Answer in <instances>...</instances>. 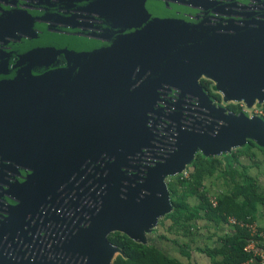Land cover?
<instances>
[{
  "label": "water",
  "instance_id": "1",
  "mask_svg": "<svg viewBox=\"0 0 264 264\" xmlns=\"http://www.w3.org/2000/svg\"><path fill=\"white\" fill-rule=\"evenodd\" d=\"M39 1L48 3L51 10L54 7L96 10L102 17L113 18L118 24L125 22L133 2ZM226 27L225 24V30L218 31L213 25L181 22L170 26V22L156 23L155 18L147 17L145 31L132 44L109 48L70 47L66 50L69 64L65 69L9 87L7 92L13 95L3 97L0 103V140L4 142L16 137L20 143L21 139L27 138L23 128H18L17 135H11L14 122L10 118L13 115L28 116L31 119L28 127L33 133L38 130V123L42 124L41 117L59 115L64 91H75L79 59L113 62L117 68L125 59L140 57L151 75L145 82L146 101L156 95V88H150L148 84L156 83L164 68L169 84L203 96L212 111L202 131L181 128L174 149L147 169L145 193L139 200L134 199L135 192L119 188L117 182L121 173L118 166L124 164L120 158L133 147L132 143L142 139L147 141L151 132L148 127H134L125 114H113L110 128L114 139L120 140L109 146L118 157L113 163V185L109 186L106 176H101L100 181L107 183L102 191L94 192L86 187L87 191L81 188V191L63 189L59 192L54 189L55 182L51 187L43 184L48 182V176L36 177L34 185L16 197L17 202L11 206L6 220L0 223V264H111L112 255L118 253L119 248L108 240V234L117 230L133 240L148 242L145 233L159 216L171 209L163 178L180 173L196 152L204 156L219 155L248 139L264 147V119L261 116H248L243 110L225 112L222 105L213 106L197 83V77L202 73L214 81L225 101L243 100L247 105L254 100L264 101V20L257 25L230 24V31ZM53 138L50 132L49 141ZM49 146L57 150L61 147H55L54 143ZM102 148L107 149L105 145L95 147V155ZM107 166L109 164L104 163L103 168Z\"/></svg>",
  "mask_w": 264,
  "mask_h": 264
},
{
  "label": "flooded vegetation",
  "instance_id": "2",
  "mask_svg": "<svg viewBox=\"0 0 264 264\" xmlns=\"http://www.w3.org/2000/svg\"><path fill=\"white\" fill-rule=\"evenodd\" d=\"M130 8L125 22L118 24L96 10H51L48 3L39 0H0V103L3 97L13 95L7 92L12 84L65 69L69 64L66 50L70 47L132 44L145 31L147 17L155 18L156 23L170 22V26L178 22L213 25L218 31L225 30V24L230 31V24L257 25L264 20V0H133ZM142 60L128 58L114 68L113 62L79 59L75 91H64L58 116L41 117L43 122L38 123L35 133L30 132L28 116H11V135L23 128L27 138L20 143L16 137L0 140V223L6 220L16 197L32 187L36 177L48 176L43 184L51 187L55 182L54 189L59 192L86 187L102 191L107 183L100 181L101 176L113 185V163L118 157L109 146L120 141L114 139L110 128L115 113L127 115L134 127H148L151 132L147 141L132 143L133 147L120 158L124 164L118 166L121 175L117 184L121 191L135 192V200L145 193L147 169L174 149L181 128H205L212 111L209 101L169 84L164 68L156 83L148 84L156 88V95L146 101L145 82L151 75ZM197 83L213 106L222 105L225 112L232 113L240 109L233 100L223 105L222 92L204 74H199ZM228 104L236 105L238 110L228 109ZM50 132L54 138L49 141ZM50 143L61 147L51 148ZM104 145L107 149L95 155L94 148ZM104 163L109 166L103 168ZM168 176L164 177L166 187Z\"/></svg>",
  "mask_w": 264,
  "mask_h": 264
},
{
  "label": "trees",
  "instance_id": "3",
  "mask_svg": "<svg viewBox=\"0 0 264 264\" xmlns=\"http://www.w3.org/2000/svg\"><path fill=\"white\" fill-rule=\"evenodd\" d=\"M227 107L238 110L236 105L228 104ZM261 116L264 119V103ZM254 147L264 156V147L248 139L244 144L219 155L196 153L186 165L187 177H182L181 173L169 175L167 188L171 209L162 216V219L169 220L166 230L184 236L195 230L194 220L205 219L219 225L229 215L253 221L258 207L264 206V192L259 190L255 177L248 172L249 165L242 163L241 157L254 158ZM211 196L215 204L210 201ZM247 237L245 228L235 226L233 232L219 237L220 244L198 249L208 256L212 264H241L249 257V253L243 249ZM107 238L119 248L111 264H192L184 250L185 246L188 247L185 243L180 246V251L185 252L187 259L182 260L151 242L133 240L117 230L110 232ZM253 264H264V261Z\"/></svg>",
  "mask_w": 264,
  "mask_h": 264
},
{
  "label": "rangeland",
  "instance_id": "4",
  "mask_svg": "<svg viewBox=\"0 0 264 264\" xmlns=\"http://www.w3.org/2000/svg\"><path fill=\"white\" fill-rule=\"evenodd\" d=\"M220 102L223 105H225L226 103L231 102V101L222 100ZM233 102H236L237 104H239L240 106L239 110L245 111L248 116H253V115L261 116L262 115V104L264 103V101L257 102L256 100H254L253 103L249 105H247L243 100H233ZM253 150L255 151V154H256L255 157L254 158L241 157V162L249 165L248 172L252 176L255 177L259 190L264 192V156L262 155L259 149L254 147ZM193 222L195 223L196 228L195 230L193 229L192 234H188L184 236L174 235L173 233L166 230V226L168 225L169 220L162 219V216H159L157 218V222L152 226V228L149 231L145 233L146 239L153 243L155 242L159 246H164V244L166 246H169L171 254L172 252H176V253H173V255L183 256V257H178L183 260H186L187 258L186 255L185 254L180 255L178 252L180 251V246H182L184 243L187 244L188 246V247L186 246L184 247V250L188 253V256H189V251L194 249L195 250L194 254H197L199 257L204 258L203 257L205 255L204 253L197 252L198 247H203L205 246L204 245L205 243L211 244L212 241L214 242L215 240H219L218 239L219 234L223 230L222 228H226L227 224L224 222L226 224V225L223 224L224 226H221V224L215 225L213 221H209L205 219H197V220H194ZM159 235H162L163 237L159 238ZM173 249L174 251H172ZM116 254L117 253L115 252L112 255V258ZM205 256L207 257V255ZM112 258H111V261H112ZM205 262L207 263L206 260L202 261V259L196 258V264H204Z\"/></svg>",
  "mask_w": 264,
  "mask_h": 264
},
{
  "label": "built area",
  "instance_id": "5",
  "mask_svg": "<svg viewBox=\"0 0 264 264\" xmlns=\"http://www.w3.org/2000/svg\"><path fill=\"white\" fill-rule=\"evenodd\" d=\"M182 177L188 176V170L185 168L181 172ZM212 204H215L214 197H210ZM226 224L231 226L233 232L235 226H240L248 231L247 241L243 249L249 253V257L241 262V264H253L256 261H264V227L258 226L255 221L240 220L229 215L226 218Z\"/></svg>",
  "mask_w": 264,
  "mask_h": 264
},
{
  "label": "crops",
  "instance_id": "6",
  "mask_svg": "<svg viewBox=\"0 0 264 264\" xmlns=\"http://www.w3.org/2000/svg\"><path fill=\"white\" fill-rule=\"evenodd\" d=\"M253 221H255L256 223H257V225L258 226H261V227H264V206L263 205H261V206H259L258 207V210H257V212H256V215H255V219L253 220ZM226 223V222H225ZM224 222H221L220 224H221V226H224V225H226ZM224 224V225H223ZM227 228V229H226ZM226 228H222L223 230L221 231V233L219 234V237L221 236V235H223L224 233H231L232 231H231V226H228V225H226ZM160 238V237H159ZM219 240H215L214 242L212 241V243L211 244H208V243H205L204 245H208V246H212V245H218V244H220L221 243V241H220V238H218ZM161 240V239H160ZM148 242H151V241H149V240H147ZM151 243H153V242H151ZM153 244H155L157 247H159L160 249H162L164 252H166V253H168L169 255H172V256H176V257H183V256H177V255H173V253H176V252H172V254H171V252H170V248H169V246H166L165 244H164V246H159L158 244H156L155 242L153 243ZM190 244V243H189ZM191 245V244H190ZM172 251H174V249L172 250ZM194 249H192V250H190L189 251V261L192 263V264H196V258H199V259H202V261H207V263L208 264H212L211 262H210V260H209V258H207L205 255L203 256L204 258H202V257H199L197 254H194ZM197 252L198 253H200L201 251H199V249H197ZM180 255H184V253H182V252H178ZM203 253V252H202ZM187 259V258H186ZM183 260V259H182ZM206 262L204 263V264H207Z\"/></svg>",
  "mask_w": 264,
  "mask_h": 264
}]
</instances>
